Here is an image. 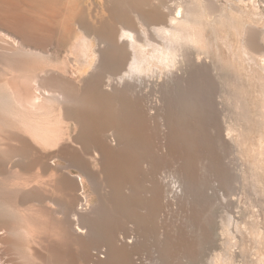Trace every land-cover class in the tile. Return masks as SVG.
<instances>
[{
  "label": "rangeland",
  "instance_id": "1",
  "mask_svg": "<svg viewBox=\"0 0 264 264\" xmlns=\"http://www.w3.org/2000/svg\"><path fill=\"white\" fill-rule=\"evenodd\" d=\"M187 1L208 2L220 17L217 23L206 17L200 28L190 25L192 32L203 34L198 47L201 54L194 51L190 62L182 61V69L175 72L191 81L196 90L204 82L195 64L212 74L206 78L207 92L217 104L214 116L221 140L228 144L226 148L214 146L213 153L229 171V181L222 180L228 185L222 184L208 160L202 159L195 164L197 184H186L185 161L174 160L164 147L167 130L148 124L152 155L132 179L135 195L129 198L125 194L122 199L136 206L138 199L151 197L159 179L172 183V188L177 186L178 199L176 204L172 201L164 206L145 236L133 230V222L120 217L121 213L130 214L129 210L111 206L118 200L114 195L117 188L113 181L108 184L103 180L102 164L92 156L86 158L93 163L86 164L72 149L84 140L78 127L80 103L71 105L70 112L62 116L73 127L76 144L66 137L57 146L44 147L14 120L12 97L6 88L10 80L22 93L25 80L57 74L62 80L74 81L69 90L82 95L81 102L91 101V97L94 102L104 93L111 73L86 74L74 66L69 51L78 52L79 46L71 45L64 5L61 9L54 5L57 12L53 13V9H37L33 0H0V264H95L109 261L107 249L113 243L119 246L118 252L132 254L134 264H264V0H153L140 12L149 18L152 10L167 13V8ZM77 4L76 27L82 28L89 40L119 23H130L141 31L147 28L136 18L132 0H78ZM249 30L254 32V49L246 43ZM118 40L122 43L125 38L118 36ZM145 51L148 58L159 62L152 57L158 54L151 47ZM11 75L20 81L12 82ZM178 77L177 88L184 89ZM62 80H40V84L59 88L64 86ZM163 83L161 80L149 88L156 94L148 100L163 103L168 99L161 95ZM197 116L200 123L191 121L185 126L215 136V130L204 127L205 116L201 112ZM81 178L96 204H108L80 213V226L89 230L85 234L77 232L74 216L80 208ZM199 194L208 204H203ZM193 205L204 206L201 224L207 226L209 236L196 231L205 227L194 229L187 222ZM190 250L195 254L188 253Z\"/></svg>",
  "mask_w": 264,
  "mask_h": 264
},
{
  "label": "bare ground",
  "instance_id": "2",
  "mask_svg": "<svg viewBox=\"0 0 264 264\" xmlns=\"http://www.w3.org/2000/svg\"><path fill=\"white\" fill-rule=\"evenodd\" d=\"M77 1L33 0V3L37 9H50L49 12L54 10L53 13L57 12L54 5L59 4L60 9L63 7L61 4L65 8L67 7L68 23H66L69 28H67V31L69 30L71 45L79 46L78 52H75L73 48L69 51L74 56V66L86 74L89 72L92 74L110 72L111 75L109 81L106 82L104 93L100 95L101 97L96 98L97 101L93 102V97L91 99L88 96V100L91 99L92 102L87 101V99L81 102L80 96L82 95L78 96L74 93L75 91L69 90V86L74 88V81L71 82V79L68 81L65 78L62 80L57 74L52 73V75L49 73V76L46 77L44 76L47 73L40 75L36 79H31V82L30 80L21 81V85H23L22 93L18 91V88L11 86L12 84L8 80L6 88L11 95L10 98L12 97L14 120L19 122L22 129L30 133L34 139L37 138L36 140L44 147L57 146L61 141L66 140V137L69 142L76 144L75 136L72 135L73 127L65 123L62 116L70 110L71 105L80 103L78 127L84 140L79 147L72 145V149L75 153L82 155L86 164L93 163L86 156H92L91 158L95 162L102 164L104 170L103 180L108 184L113 181L117 188L114 195L118 200L110 205L118 206L117 208L120 207L122 210H129L130 214L121 213L120 217L128 220V222L130 221V223L133 222V230L146 236L151 231L154 221L165 208L164 206L172 201L176 204L175 201L178 199L176 183H174V188L171 186L172 183H168L169 187L166 189L168 185L164 183V179H162L163 181L160 179L156 181L151 197L145 200L138 199L136 206L134 205L135 202L130 201L129 204L128 200L122 199L125 194L129 198L135 195L133 185L131 186L132 179L140 171L141 165L147 163L152 155L147 137L148 124L154 123L167 130L163 139L164 147L174 160L179 158L185 161L183 177L186 184L191 187H195L197 184L195 164L198 160L199 162L203 161L202 159L208 160L209 168L216 172V176L221 181H229L227 180L229 171H226L213 153L214 146L226 148L228 144L225 140H221L214 116L215 111H218L216 109L217 104L212 95L207 92L206 82L209 80H206V78L212 74L211 72H205L206 68L204 69L203 66L195 64L196 71H198L199 77L204 82L203 86L201 84L202 87L196 90L197 88L191 87V81L189 82L185 77H178L179 73L177 75V72H175L177 68L182 69V61L185 64L190 62V56L194 51H196V54H201L198 47H200L199 43L203 41V34L200 31L192 32L190 25L199 27L204 24L206 17L211 22L217 23L220 22V17L215 15V6L213 7L207 0H204L207 3L187 1L179 5L176 4L173 8H167V13L164 10L155 9L152 10L149 18H144L140 10L150 6L153 0H132L136 18L144 21V25L147 26L146 30L136 29L130 23H119L120 25H113L109 30H106V34H97L89 40L88 34L82 28L76 27ZM200 8L202 10H199ZM253 33L249 30L246 43L254 49ZM118 36L125 38L124 42L120 43ZM128 47H131L133 52H130ZM150 47L152 52H157L158 55L152 57L156 61L159 60V62H154L150 59L151 57H147L145 48ZM169 73L172 76H168ZM11 77L12 82L16 79L20 81L19 77L13 75ZM177 77L182 80L184 89L180 88L181 86L177 88ZM39 79L43 81L56 80V82L62 80L64 86L50 88L49 85L52 84L42 85ZM161 80L164 82L161 87V95H167L168 99H164L163 103L162 101L153 103L152 100L148 99H150V95L156 94V90L154 88L150 90L149 88L157 85V82ZM57 112L59 118L57 116L56 119ZM200 112L207 119L204 127L215 130V136L205 135L200 132L201 130L185 126L186 123H191V121L200 123L197 118V114ZM232 129L231 126L229 130ZM225 150H222V152ZM223 181L222 184L228 185V182L223 183ZM74 185L77 187L76 184ZM80 187L79 190H82L80 208L74 216L78 222L77 232L85 234L89 230L80 226V213L103 209L108 204L105 203L102 206L94 202L88 194L84 178L80 180ZM171 193L174 195L170 196ZM199 195L201 198L202 195ZM208 201L205 197L203 204H208ZM140 206H143L144 209L141 210ZM198 207H201V209ZM203 207L199 205L194 207L193 205L187 222L193 228L205 227L203 230L202 228L201 230L196 228V231L198 230L199 233L202 231V234L208 235L210 231L206 233L208 232L207 226L201 224V219L204 218ZM206 228L207 230H205ZM112 237H116L115 234ZM125 240L128 244L130 243L128 238ZM118 250L119 246L117 247L113 243L107 249L109 261H98L95 264H134L132 254L124 255ZM193 251L190 250L188 253Z\"/></svg>",
  "mask_w": 264,
  "mask_h": 264
}]
</instances>
